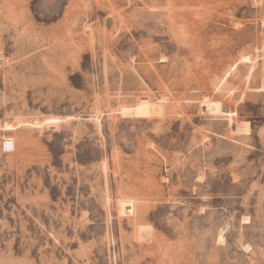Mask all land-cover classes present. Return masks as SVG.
I'll return each mask as SVG.
<instances>
[{
  "label": "rangeland",
  "instance_id": "obj_1",
  "mask_svg": "<svg viewBox=\"0 0 264 264\" xmlns=\"http://www.w3.org/2000/svg\"><path fill=\"white\" fill-rule=\"evenodd\" d=\"M0 264H264V0H0Z\"/></svg>",
  "mask_w": 264,
  "mask_h": 264
},
{
  "label": "bare ground",
  "instance_id": "obj_2",
  "mask_svg": "<svg viewBox=\"0 0 264 264\" xmlns=\"http://www.w3.org/2000/svg\"><path fill=\"white\" fill-rule=\"evenodd\" d=\"M3 144H4V147L6 149H8L9 151L12 150V149L13 150L15 149V142H14V140L12 138L6 139Z\"/></svg>",
  "mask_w": 264,
  "mask_h": 264
}]
</instances>
